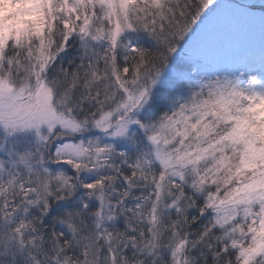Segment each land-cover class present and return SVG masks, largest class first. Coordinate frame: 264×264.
Wrapping results in <instances>:
<instances>
[{
    "label": "snow or ice",
    "instance_id": "snow-or-ice-1",
    "mask_svg": "<svg viewBox=\"0 0 264 264\" xmlns=\"http://www.w3.org/2000/svg\"><path fill=\"white\" fill-rule=\"evenodd\" d=\"M0 264H264V0H0Z\"/></svg>",
    "mask_w": 264,
    "mask_h": 264
},
{
    "label": "rangeland",
    "instance_id": "rangeland-1",
    "mask_svg": "<svg viewBox=\"0 0 264 264\" xmlns=\"http://www.w3.org/2000/svg\"><path fill=\"white\" fill-rule=\"evenodd\" d=\"M226 40V35H221V37L219 38L218 42H217V47H223L224 43ZM255 44L258 47L259 46V37L258 35L255 38Z\"/></svg>",
    "mask_w": 264,
    "mask_h": 264
}]
</instances>
